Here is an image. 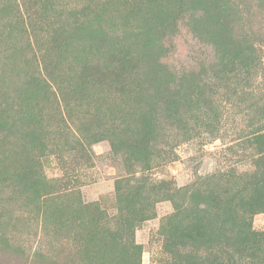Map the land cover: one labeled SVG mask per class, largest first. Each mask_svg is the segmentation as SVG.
Segmentation results:
<instances>
[{"label": "rangeland", "instance_id": "obj_1", "mask_svg": "<svg viewBox=\"0 0 264 264\" xmlns=\"http://www.w3.org/2000/svg\"><path fill=\"white\" fill-rule=\"evenodd\" d=\"M22 1L0 0V108L17 109L21 83L63 18L82 31L65 29L68 51L54 79L66 90L55 104L42 96L34 111L42 149H32L18 120L15 132H0V264H134L119 231L123 214L137 262L169 264L183 234L171 214L196 211L198 191L238 207L260 175L264 0H224L222 22L198 17L194 0H47L41 22L7 39ZM84 30L108 38L95 44ZM237 49L250 59L230 65ZM123 55L132 63L119 83L77 87L82 58L93 65ZM107 113L120 121L115 129L145 124L147 138L135 147L114 130L98 132ZM125 181L139 187L130 210ZM94 217L96 229H112L100 242L90 239ZM251 224L264 231V211ZM207 225L192 227L196 241L207 238Z\"/></svg>", "mask_w": 264, "mask_h": 264}, {"label": "trees", "instance_id": "obj_2", "mask_svg": "<svg viewBox=\"0 0 264 264\" xmlns=\"http://www.w3.org/2000/svg\"><path fill=\"white\" fill-rule=\"evenodd\" d=\"M46 1L23 0L18 7L14 8V13L11 15L12 17L7 24L6 38L11 39L14 36L13 34L22 31L26 25L34 26V24L41 22L42 18L46 15L47 8L52 6V4H45ZM223 1L194 0L193 10L200 13L198 17H201V19L212 17L215 19V22H222L224 20ZM20 7H22V11ZM78 26L77 22H70L63 18L59 31H52L53 33L48 44H46L43 52L40 53V60L34 61L36 62L34 73L25 76V79L21 83V89L15 101L17 109L13 110L12 106L7 103H4L5 106L0 108V132L14 131L17 128L16 123L18 120L23 126V134L29 138V145L36 151H40L43 147L41 140L43 134L39 129V119H37L38 117L34 114V111L37 110L42 96L46 99V103L55 104L62 95L59 93L60 90H66V86L63 83H55L54 75L60 64H62L61 62L64 61L62 59L68 51V43L64 41L66 40L65 29L75 27L78 30L80 29ZM84 35H87L90 41L100 45L104 44L106 38H108L107 33L99 31L84 30ZM212 36L214 39L217 34L214 33ZM152 43L153 41L151 40L150 45L145 48L147 51ZM157 44L160 46L159 41ZM245 50L249 53L252 52V49L245 48ZM248 59H250V54L244 55L237 49L230 57L229 64L234 65L235 63H241ZM82 60V63H76L77 70L81 72L80 83L77 86L80 90L88 84L110 86L115 82L119 83L123 74L128 70V64L130 65L132 63L131 58H128L126 55L93 65L86 63V58H82ZM39 61L41 67L39 66ZM67 69L71 70V67ZM107 114L101 116L104 128L100 127L98 132H104V134H112L114 131L116 133L118 132L121 136L124 135V137L130 139L132 146H137L136 143L140 145V142L144 141V138H147L148 132L144 131L145 124L139 121L126 125L125 128L119 127V129H115L112 125L120 121L117 117L109 118L110 115L109 113ZM32 123L36 124V126L32 127ZM119 134L118 136L120 137ZM262 139L263 154L259 158L264 162V136ZM145 158L144 154L139 161H144ZM30 167L33 168V165H30ZM6 172V168L0 169L1 174H5ZM259 172L258 179L256 178L252 181L249 196L243 202L241 201L238 207L228 201L222 204L218 196L213 194L212 191L204 194L198 191L196 195L198 201L196 203L199 204V207L194 211L196 212L195 214H192L194 212H188L189 210L187 209L180 212L179 209L168 217V221L178 226L183 233L182 238L175 243L179 247V254L175 251L174 254L176 257L169 264H255L258 260L264 261V231L253 229L251 224V215L264 211V163L259 162L256 174L258 175ZM128 183L129 181L124 182L126 187H128L125 192L128 193L125 196V206L130 210L134 201V193L139 187L137 185L129 186L127 185ZM167 185L168 188L166 190L173 188L169 186V183ZM121 189H123L122 186ZM104 218L105 220L107 219L106 216ZM119 219L122 221L119 225V231L125 235V251L127 249L134 256L136 259L134 264H140L139 260L137 262L136 246L128 239L131 236L129 216L126 217L123 214ZM89 221L88 225L89 231L92 234L90 237L92 242H100L102 240L101 235L103 236L106 233L111 234L112 229L110 227L103 226L96 229L99 221L95 217L89 219ZM201 222L208 224L206 230H210V232H208L207 238L196 241L193 236L196 232H192V227ZM106 239L105 236L103 240L106 241ZM109 239L110 241L114 240V238ZM186 247H189L191 252L185 254L180 253Z\"/></svg>", "mask_w": 264, "mask_h": 264}]
</instances>
